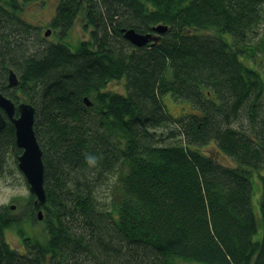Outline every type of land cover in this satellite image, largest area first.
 Wrapping results in <instances>:
<instances>
[{
    "label": "trees",
    "instance_id": "16d2710c",
    "mask_svg": "<svg viewBox=\"0 0 264 264\" xmlns=\"http://www.w3.org/2000/svg\"><path fill=\"white\" fill-rule=\"evenodd\" d=\"M33 2L0 0V92L35 106L47 199L0 205V264H264V0H58V39L79 18L89 37L30 53ZM160 23L144 46L125 36ZM167 94L193 110L174 116ZM21 152L8 119L0 176Z\"/></svg>",
    "mask_w": 264,
    "mask_h": 264
},
{
    "label": "rangeland",
    "instance_id": "374dc122",
    "mask_svg": "<svg viewBox=\"0 0 264 264\" xmlns=\"http://www.w3.org/2000/svg\"><path fill=\"white\" fill-rule=\"evenodd\" d=\"M58 3V0H46V2H33L30 4H26L23 8V12L21 13L22 16L28 20L31 21L33 25L40 26L39 28H36L35 26L31 29L30 36L32 37V41L34 45H30L28 50L30 53H34L39 46L40 43H48L50 41L54 40H62L64 42H67L71 45L72 48H74L78 43L80 39L88 38L89 37V31H87L83 26L84 22L79 19H77L74 26L69 30V33L66 37H63V39H58L59 35H57V32H53L49 35H44V32L47 30V28H50L51 26L48 24L51 20V17L55 14L56 5ZM45 38L43 41L40 39ZM76 43V45H75ZM261 55L257 56V60L261 61L263 60L261 58ZM247 60V59H245ZM264 71V61L260 62L259 66ZM110 87L112 89L123 91V84L122 81H115L110 84ZM164 100L167 107L171 111L174 116H180L181 113L191 111L193 110L192 105L187 101H182L179 99L172 98L170 94H167L164 96ZM244 117L242 120H238L239 123H244ZM245 124V123H244ZM205 152H210L212 155H215V157L226 164L234 165L235 162H233L228 156L222 154L218 149V151L215 149L214 142H210L207 146L202 148ZM9 169L8 172L0 176V205L3 204H13L15 205V211L21 210L22 206L26 202V199L29 197V194L31 193L30 188L28 187L29 184L22 173V171L17 167L18 163L16 161L15 156H11L8 158ZM261 174H264V168L260 170ZM115 176L116 173H112L109 175V178L106 180L107 183L102 181V184H98L96 187V193L97 196L103 201H107L108 197L111 195V187L113 185V182H115ZM258 175H255L254 180H259L257 178ZM259 177V176H258ZM259 184V182H257ZM262 189V186H261ZM260 195L259 189H257L256 196L257 199ZM260 200H253L254 202V210L255 213L261 221V211H260ZM21 205V206H19ZM261 228V226H260ZM261 229L259 230V234H261ZM7 238L10 241L11 245L14 247H19L21 250L24 249L23 245L20 241V236L14 232V231H7ZM201 264V263H200Z\"/></svg>",
    "mask_w": 264,
    "mask_h": 264
},
{
    "label": "water",
    "instance_id": "95a60500",
    "mask_svg": "<svg viewBox=\"0 0 264 264\" xmlns=\"http://www.w3.org/2000/svg\"><path fill=\"white\" fill-rule=\"evenodd\" d=\"M157 33H140L133 28L125 29V36L136 46H144L150 41L158 40V35L168 30L167 24H158L153 27ZM52 32L47 28L45 35ZM158 34V35H156ZM9 86H14L19 82V76L14 69L8 72ZM88 96L84 100L87 105L92 102ZM16 102L7 95L0 92V107L3 108L5 114L0 110V130L6 125L7 120L10 119L15 125V135L17 146L22 148V152L18 156L19 169L24 174L31 193L36 197L35 202L42 205L46 202L47 195L44 185L45 165L43 161L42 148L34 129L35 122V106L31 102L22 101ZM16 110L19 114L16 116ZM14 207V205L12 206ZM38 219H42L43 211H38Z\"/></svg>",
    "mask_w": 264,
    "mask_h": 264
},
{
    "label": "flooded vegetation",
    "instance_id": "af4514ba",
    "mask_svg": "<svg viewBox=\"0 0 264 264\" xmlns=\"http://www.w3.org/2000/svg\"><path fill=\"white\" fill-rule=\"evenodd\" d=\"M52 31H53V29H52ZM20 102H22V101H20ZM20 102H19V103H20ZM0 110L3 112V115H4V114H5V111L3 110L2 107H0ZM18 114H19V111L16 110V116H17Z\"/></svg>",
    "mask_w": 264,
    "mask_h": 264
},
{
    "label": "bare ground",
    "instance_id": "6f19581e",
    "mask_svg": "<svg viewBox=\"0 0 264 264\" xmlns=\"http://www.w3.org/2000/svg\"><path fill=\"white\" fill-rule=\"evenodd\" d=\"M9 83V82H8Z\"/></svg>",
    "mask_w": 264,
    "mask_h": 264
}]
</instances>
